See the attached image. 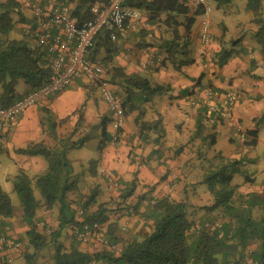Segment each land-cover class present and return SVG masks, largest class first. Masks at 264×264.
I'll use <instances>...</instances> for the list:
<instances>
[{
  "label": "crops",
  "instance_id": "0c3cea01",
  "mask_svg": "<svg viewBox=\"0 0 264 264\" xmlns=\"http://www.w3.org/2000/svg\"><path fill=\"white\" fill-rule=\"evenodd\" d=\"M244 4L241 0H235L227 9H217L214 3L212 9L218 10L219 15L222 14L216 21H211L209 15L212 41L203 50L199 40V25L193 28L189 34L191 44L188 47V56L194 61L189 65L177 67L183 55L177 57V64L172 63L171 55L164 46V42L172 39L171 34L168 30L164 32L163 25L150 23L143 11H138L139 18L130 21L123 34L116 40L97 45L95 57L90 58L94 42L88 58L102 61L105 67L104 78L110 82L114 92L121 99L125 95L123 90L127 87L125 78H139L148 83V102L142 105L141 113L132 111L126 114L124 126L119 132L117 147L121 153L120 158L114 157L113 148L110 146L113 128L107 106L101 101L95 85L85 77L77 76L61 93L26 109L8 126L0 124L2 154L11 162L6 179L20 171L33 178L47 168V161L43 157L16 154V149L38 142H43L51 148L63 140L69 146L66 151L67 158L69 151H81L90 145L92 150L96 151V156H92V153L87 157L89 159L86 158L88 181H82L81 184L78 182L79 170L74 168L72 160L67 158L73 170L72 179L78 186L77 192L69 194V198L81 197L86 194L85 191L94 187L97 188L98 195L95 202L89 206L88 212L95 211L97 205L102 203L111 209L110 206L117 199L116 194H112L107 188L101 175L103 168L111 170L120 183L127 186L133 183L132 193L125 200L131 207L129 214L118 213L110 220V224L103 228L104 235L116 239L114 244L120 248L125 240L140 238L149 232L143 222L142 213L154 200L167 196L183 201L188 205V212L203 210L210 205L211 199L205 186L199 184L203 174L198 167L201 162L199 154L212 157L216 152H221V155L229 158H240L251 148L238 149L242 144L241 135L225 122L212 120L207 123L205 133H214V145L210 149L200 147L198 150L201 143L197 137H193V132L201 109L192 107L190 100L199 97V89L204 87H210L220 93L232 90L236 98L233 116L244 134L255 132L256 145V122L264 116V58L253 38V28L242 23L245 16L250 19L249 14H244L241 8ZM69 5L72 9L74 0H69ZM221 24L225 27V35L220 40L218 38L222 36ZM179 31L181 33L182 29L179 28ZM233 39L240 41L230 47ZM222 47H230L232 55L224 66L218 68L214 64V55ZM135 82L139 86V80ZM27 92L28 88L22 82L18 83L16 95L22 96ZM42 109L47 110L51 116L52 128L40 125ZM136 120L138 123H150L151 129L140 133ZM156 121L159 126L153 128ZM158 129L161 130L160 134L157 133ZM99 146L102 147L100 150ZM180 147L181 151L175 154ZM236 150H240L237 155L234 154ZM245 159L249 163L253 161L250 157ZM76 160L81 161L79 158L74 159ZM94 162L95 173L91 175L90 166ZM260 178L264 180V170ZM82 184L86 189H80L79 185ZM42 212L36 213L37 221L46 217L42 216ZM107 214L113 215L111 211ZM20 217L19 214L11 219L0 218V238L6 234L12 238L25 237L28 228L20 222ZM112 222L117 223V230L115 226L109 227ZM56 223L55 214L51 230H56ZM70 229L71 226L65 227L59 240L67 251L73 247L81 250ZM91 248L94 254L104 252L112 257L118 256L113 252L101 250L97 244ZM98 263L112 264L105 259Z\"/></svg>",
  "mask_w": 264,
  "mask_h": 264
},
{
  "label": "trees",
  "instance_id": "16d2710c",
  "mask_svg": "<svg viewBox=\"0 0 264 264\" xmlns=\"http://www.w3.org/2000/svg\"><path fill=\"white\" fill-rule=\"evenodd\" d=\"M99 1L107 2V0H74V7L70 8L72 22L79 24L90 18V6ZM212 1L215 3V8L227 9L235 0ZM241 1L245 3L243 12L250 16L248 22L253 28V38L264 58L262 6L264 0ZM64 4L70 7L69 0H65ZM124 5L145 12L150 23L161 24L166 28L164 32L169 31L172 39L164 42V46L171 55L173 64H177L176 59L179 55L183 56L177 67L189 65L194 61L188 56V47L191 44L189 34L196 26L197 19L200 20L203 11V8L194 0H126ZM22 6L30 12L29 16L23 14ZM20 24L26 25L20 26ZM36 27L37 19L24 0H0V107L13 104L23 95L47 84L52 78L53 55L38 53L36 36H34ZM179 28L182 29L181 33ZM221 29L222 36L218 38L220 40L225 35V27L222 24ZM50 31L52 36L56 33L54 29ZM239 39L231 40L230 47L240 41ZM103 42H112L107 31H101L96 37L95 45L89 54L90 58L95 57L97 45ZM230 47H222L214 55V64L218 68L224 66L231 57ZM135 79L139 80V86ZM125 80L127 87L123 90L125 94L123 99L114 92V89L112 92L120 101L124 116L132 111L141 113L142 105L148 102L146 97L148 83L139 78H125ZM20 82L28 88V92L22 96L15 93L16 86ZM230 92L233 91L230 90ZM199 112L193 137H197L202 144L198 146V150L202 147L210 149L214 145L215 136L214 133H205L206 125L212 120H223L206 113V110ZM40 125L42 127L47 125L48 129L53 125V120L45 109H42ZM157 126L159 122L156 121L153 128ZM138 128L142 133L146 129L150 130L151 125L141 121L138 123ZM233 129L236 131L235 127ZM157 133L160 134L161 130L158 129ZM237 134L241 135L242 140L238 149L248 150L256 145L254 131L245 134L237 132ZM1 139L2 136H0V155L3 152ZM68 148V143L60 140L51 148L43 142H38L15 150L16 154L40 156L47 161V168L42 174L29 178L20 171L12 179L13 189L20 201V222L28 228L24 237L26 242L33 251L51 246L50 262L46 264H89L92 260L102 259L112 264H264V186L252 189L253 184H257L256 178L253 174L246 172L244 167L249 158L248 160H244L243 156L229 158L221 155V152H216L212 157L200 153L201 162L198 165L199 171L203 172L199 184L205 186L211 199L210 205L203 210L210 214L217 211L222 217V223L214 230L208 231L206 228L208 224H205L202 219L198 220L201 223L200 228L194 225L191 218L193 212L187 211L188 205L166 196L154 200L142 213L143 222L149 232L140 238L125 240L121 244V252L117 257L104 252L88 254L74 247L68 251L65 250L59 237L65 227L74 223L77 209L83 210L85 220H97L100 223L107 220V212L111 211L102 203L97 205L95 211L88 212L89 206L95 202L98 195L97 188H93L87 196H81L83 199L78 197L79 201L78 198L76 200L69 198V194L77 192L78 186L72 179L73 170L66 158ZM101 148L99 146V150ZM181 149L182 147L178 148L175 154H178ZM238 153L240 150L234 154ZM94 163L90 166L91 175L95 173L96 163ZM236 176L240 178L239 181H236ZM120 184L123 189L119 191L118 196L115 197L117 200L110 207L117 205V211L125 209L130 212L131 207L125 200L132 193L133 183L128 186ZM33 185L39 189L42 202L34 198ZM248 187H251V190H246ZM39 207H42L44 212L56 214L57 228L48 236L36 228V223L44 221V219L36 220ZM13 217L14 211L10 199L0 187V218ZM114 226L117 230L115 222H112L109 227L114 228ZM108 238L111 243H116V239L111 236ZM252 245L255 247L248 255L249 260L244 261L243 253ZM22 256L26 264H33L31 254L22 253ZM1 260L0 258V264H9L6 260Z\"/></svg>",
  "mask_w": 264,
  "mask_h": 264
},
{
  "label": "built area",
  "instance_id": "2783aa9c",
  "mask_svg": "<svg viewBox=\"0 0 264 264\" xmlns=\"http://www.w3.org/2000/svg\"><path fill=\"white\" fill-rule=\"evenodd\" d=\"M27 7L37 19V27L34 31L38 53L52 54V78L50 82L37 90L31 91L16 100L13 104L0 107V124L8 126L18 115L26 109L37 105L41 100L61 93L77 76H83L94 84L99 93L101 101L107 106L111 113L113 132L110 146L113 155L119 159L118 150L119 130L123 128L125 116L120 101L114 96L112 86L104 78L105 67L99 59H89V50L93 47L96 37L101 31H107L111 41L116 40L126 29L130 21L139 18L138 10L125 6L126 0H107V2H96L89 8L90 18L79 24L72 22L70 7L64 4L65 0H24ZM140 1V0H139ZM203 8L199 24V40L204 50L210 43L209 15L210 6L208 0H194ZM63 2V3H62ZM64 4V5H63ZM263 14H264V2ZM51 29L55 34L51 35ZM29 32V31H28ZM200 96L192 98L190 104L196 109L206 110V113L220 117L228 126L235 127L237 132H242L240 124L233 116L235 94L233 92H217L210 87L199 89ZM107 188L118 196L123 186L117 177L109 169H101ZM112 206L113 215H107V220L100 223L97 220L87 221L83 210L77 209L74 215V223L71 226V235L80 246L81 251L94 254L92 246L97 244L101 250L113 252L117 255L121 252L119 245L111 243L103 233L104 226H108L111 219L118 213L129 214L125 209ZM116 210V211H115ZM53 220L45 219L37 223L39 227H49ZM8 231V229L6 230ZM10 238V239H9ZM0 258L11 261L21 248V244L7 234L0 239ZM89 264H99L92 260Z\"/></svg>",
  "mask_w": 264,
  "mask_h": 264
},
{
  "label": "rangeland",
  "instance_id": "374dc122",
  "mask_svg": "<svg viewBox=\"0 0 264 264\" xmlns=\"http://www.w3.org/2000/svg\"><path fill=\"white\" fill-rule=\"evenodd\" d=\"M208 5L211 8L210 19H211V21H213V20L216 21V19H218V17L221 16L222 13L219 15L218 10H216L214 8L212 9V7L214 6V3L212 0H208ZM241 8L243 9V7H241ZM22 10H23V14H26L28 16L30 15V12L24 6H22ZM249 20L250 19L245 16L244 22H242V23L244 25L245 24L250 25V23L248 22ZM198 22H199V18L197 19V22H195V24L198 25ZM256 125H257V130H258V144L255 147H252L250 150L246 151V153L242 154V156L245 158L250 157L253 159L252 163H249V162L245 163V166H244L246 172L253 174V177L256 178L257 184L254 183L253 184L254 186L252 187V189H256L257 186L261 187L262 185H264V180H262L260 178L262 175V171L264 170V116H263V118L262 117L258 118ZM92 153H93L92 156H96V151L92 150L90 145L84 147L81 151H69V153H68L69 157H67V158H70L72 160V164H73L74 168L79 170V174L77 177H78V182L80 184L82 183V181H88V179H86V178H88V163L86 161V158L89 157L90 154H92ZM77 158L81 159V161H78V160L74 161V159H77ZM87 159H89V158H87ZM10 164H11V162L9 161V159H7V157L4 154H1L0 155V187L2 188V190L6 193V195L10 199V203H11L12 209L14 211V215H19L20 214V201H19V197H18L17 193L14 191L13 185H12V179L14 178V175L11 176L10 179H6V178H8L6 175H8V173H9L8 168H9ZM235 178H236V181L240 180V178L237 176ZM79 187L81 190L86 189L83 184L79 185ZM32 188H33V195H34V198L36 199V201L42 202V197H41L39 189L37 187H35L34 185L32 186ZM93 188H89L87 191H85L86 194L83 196H87ZM246 190H248V191L251 190V187L246 188ZM80 198L83 199V197H80ZM76 199H72V200H76ZM79 200L80 199L78 198V201ZM42 210H43V208L39 207L37 209V212L41 213ZM192 212H193L192 213L193 215H191V218L194 222V225H197L199 227L201 223L198 220L202 219V221L205 224L206 223L208 224V226H206L208 231L214 230L215 228H217L222 223L221 214L218 213L217 211L212 212L211 214L206 213V211H204V210H197V211H192ZM42 213H44L42 216H46L44 219H49L51 221L53 220V222H54V215H52V213L48 212L46 214L44 211ZM51 229H52L51 225L49 227L43 226V227H40L39 231H41L46 236H48L52 232ZM14 239L17 240L21 244L20 252H17L15 255L11 256V261L7 262V263H9V264H26V262L23 259L22 253L23 254L24 253L31 254L30 258H31V261L33 262V264H46V263L50 262V256H51V251H52L51 246H46L45 248L39 249L37 251H33V249L31 247H29L25 238L16 237ZM254 247L255 246L252 245L244 251V253H243V255H244L243 260L244 261L249 260L248 255L250 254L251 250L254 249ZM1 264H3V263H1Z\"/></svg>",
  "mask_w": 264,
  "mask_h": 264
}]
</instances>
